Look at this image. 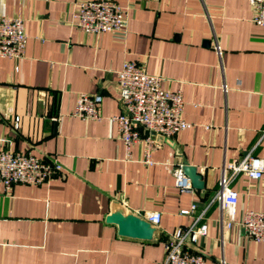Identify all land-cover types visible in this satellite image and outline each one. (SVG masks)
Returning a JSON list of instances; mask_svg holds the SVG:
<instances>
[{"label": "crops", "instance_id": "0c3cea01", "mask_svg": "<svg viewBox=\"0 0 264 264\" xmlns=\"http://www.w3.org/2000/svg\"><path fill=\"white\" fill-rule=\"evenodd\" d=\"M79 1L0 0V15L22 18L27 36L20 59L0 57V148L62 166L46 183H0V264H160L162 240L191 223L179 211L192 202L194 216L205 210L207 233L194 248L206 264H264V241L238 223L245 210L264 211V174L236 173L225 203L211 202L231 174L226 163L246 153L264 163V26L252 21L250 1L112 0L123 8V34L81 31ZM125 61L180 90L190 123L151 151L150 164L144 138L128 152L112 120L122 111L116 73ZM81 92L101 94V119L71 114ZM183 159L203 188L176 187ZM118 204L143 217L160 212L152 241L106 221Z\"/></svg>", "mask_w": 264, "mask_h": 264}, {"label": "built area", "instance_id": "2783aa9c", "mask_svg": "<svg viewBox=\"0 0 264 264\" xmlns=\"http://www.w3.org/2000/svg\"><path fill=\"white\" fill-rule=\"evenodd\" d=\"M249 1L252 6V21L264 26V0ZM74 22L81 31L94 34H123L126 26L123 8L112 0L79 1L74 13ZM26 42L24 20L20 17L0 15V57L20 59ZM213 48L218 56L222 54L216 39ZM116 74L122 104V111L112 117L116 123L117 137L128 152L133 144L144 138V162L150 164L151 151L160 144L151 132L171 139L190 126V123L182 118V93L180 90L163 87L162 77L147 73L142 65L134 61H125ZM223 91H226V86H223ZM101 100L99 93L81 92L75 100L71 114L84 121L99 120ZM17 126L16 122L15 128ZM142 129L148 131L144 137L141 134ZM61 169V164L55 158H40L29 153L0 148V183L4 189H9L15 183H46ZM224 170L231 174L222 177L211 200H218L222 205L228 196L231 177L242 172L248 177L259 179L264 174V163L261 158L246 153L240 160L226 163ZM174 177L175 185L180 191H192L190 179L181 167L175 170ZM196 207V203L192 202L188 208L179 211L181 215L192 217V221L188 225L177 226L162 240L164 259L160 264H206L205 255L194 248L198 239L207 233L206 223H201L205 210L194 216ZM145 218L158 226L161 214L159 211H151ZM238 223L248 238L264 241V211L245 210ZM221 264H224V261L221 260Z\"/></svg>", "mask_w": 264, "mask_h": 264}, {"label": "water", "instance_id": "95a60500", "mask_svg": "<svg viewBox=\"0 0 264 264\" xmlns=\"http://www.w3.org/2000/svg\"><path fill=\"white\" fill-rule=\"evenodd\" d=\"M148 134V131H146ZM153 138L160 143L167 142L173 144L171 139L156 135L151 132ZM179 154V149L176 148ZM181 169L183 173L190 179L191 185L195 189H201L204 186V181L197 168L189 165L185 159L182 161ZM106 221L115 223L118 228V233L122 236L139 239L142 241H152L155 234L159 231L158 226H155L147 221L142 215L128 211L121 204L106 216Z\"/></svg>", "mask_w": 264, "mask_h": 264}]
</instances>
